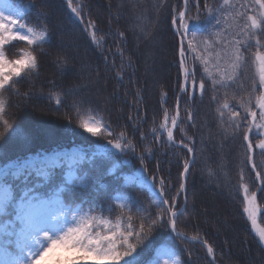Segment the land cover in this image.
I'll use <instances>...</instances> for the list:
<instances>
[{"label": "snow or ice", "instance_id": "snow-or-ice-1", "mask_svg": "<svg viewBox=\"0 0 264 264\" xmlns=\"http://www.w3.org/2000/svg\"><path fill=\"white\" fill-rule=\"evenodd\" d=\"M189 2L183 0V9L175 11L171 18L179 38L175 107L169 111L167 93H162L165 97L161 104L162 120L151 129L154 139L166 136L170 145L182 147L191 156L183 161L176 195L168 197L163 177L149 176L144 161L151 155L150 146L137 157L141 168L136 175L124 178L128 188L135 184L147 188L151 194L147 204L135 200L128 191L105 206L100 199L101 193L95 191L96 181L87 170L89 162H95L96 155L89 156L80 149L40 154L4 164L0 166V264H140V257L152 237L161 230L181 244L198 243L206 250L209 264H216V250L212 244L198 233L189 236L178 227L179 217L186 214L179 208L178 201L183 197L187 204V180L190 169L195 166L194 147L191 146L195 141L184 129H180L182 139L177 141L175 136L185 119L195 127L191 110L185 108L186 117L181 116L180 98L194 99L198 95L203 99L209 88L213 93L211 100L216 104L220 134L225 139L240 136L243 141L246 163L256 182L255 189H250L241 168L239 188L243 214L259 244L264 245V227L257 223L261 213L258 193H264V161L258 168L254 160L257 150L264 157V0H245V3L222 0L219 7L210 6L204 0L203 11L201 0H194V12L190 11ZM66 6L90 42L97 49L104 48L103 34L98 32L96 23L84 15L80 0H66ZM162 6L154 4L153 8L158 10ZM44 7L46 5L37 8L31 4L24 6L16 0H0V128L3 129L0 140L17 131L9 116L11 105L6 94L21 96L25 101L35 96L31 92L21 93L18 85L39 74L40 59L36 52L43 50L51 40L46 22L33 25L26 17V13L36 9L37 17L46 19ZM201 17H204L203 23ZM136 19L135 27L145 39L149 38L151 31L145 28L147 16L142 13ZM118 35L124 39L123 33ZM15 42L26 47L15 58H10V46ZM118 54L123 56V51L118 49ZM249 63L254 68L251 93L247 98L235 92L230 96V88L237 85L243 88L242 75ZM56 64L63 72L68 66L67 58L58 57ZM116 75L123 79L122 71H117ZM87 87L88 83H82L73 84L66 91L53 88L47 99L58 109L67 106L76 116L77 127L82 133L98 140L106 139L107 145L122 155L135 153V145L124 132L116 135L110 124L87 101L79 98L81 89ZM220 90H224V94L218 98ZM82 110L87 112L86 116ZM65 118L72 123L70 115L66 114ZM101 155H107L106 147ZM61 170L62 176L59 175ZM209 175L214 173L210 171ZM86 197L91 199L86 200ZM184 251L190 258L191 252ZM151 264L186 262L173 246L160 248Z\"/></svg>", "mask_w": 264, "mask_h": 264}, {"label": "trees", "instance_id": "trees-1", "mask_svg": "<svg viewBox=\"0 0 264 264\" xmlns=\"http://www.w3.org/2000/svg\"><path fill=\"white\" fill-rule=\"evenodd\" d=\"M16 2L24 6L36 5L37 8L46 5L42 9L47 13L46 19L38 18L36 9L26 13V17L33 25L46 22L51 40L43 50L36 52L40 59L39 74L18 85L21 93H35L33 99L25 101L21 96L6 94L11 105L9 116L17 131L0 140V166L40 154L80 149L89 156L96 155L95 162L90 161L87 170L95 179V191L101 193L100 199L105 206L117 195L123 196L128 191L135 200L147 204L151 196L147 188H141L139 184L128 188L124 178L136 175L141 168L137 157L150 146L151 155H147L144 161L149 176L163 177L168 197L176 195L183 161L191 156L182 147L170 145L166 136L158 134L159 139H154L151 129L162 120L161 104L165 101L162 93H167L166 106L170 112L176 103L179 38L171 18L175 11L183 9V0H80L84 15L91 18L98 32L103 34L102 49L90 42L68 10L66 0ZM207 2L219 7L222 0ZM239 2L245 3V0ZM203 3L201 0L202 11ZM154 4L163 6L157 10L153 8ZM189 9L195 11L194 0H190ZM142 13L148 18L145 28L151 31L147 39L135 27L138 23L136 17ZM203 21L204 17H201V23ZM118 33H123L124 39ZM25 47L23 43L15 42L10 46V58H15ZM118 49L123 51V56L118 54ZM58 57L67 58L68 66L63 72L57 67ZM117 71H122V80L117 78ZM253 78L254 68L249 63L242 75L243 88L239 85L230 88L229 95L235 92L247 98ZM82 83H88V87L81 89L79 98L87 101L116 135L124 132L135 145V153L122 155L108 146L106 139L98 140L82 133L77 127L76 116L67 106L58 109L47 99L53 88L66 91L71 85ZM223 94L224 90H220L218 98ZM212 95L209 88L203 99L198 95L194 99L181 96V116L186 117L185 108L191 110L195 127L185 119L175 136L177 141L182 139L180 129H184L195 141L191 145L195 166L190 169L187 180V204L183 197L178 201L179 208L183 210L185 206L183 211H186L179 217L178 227L189 236L198 233L212 244L216 250V264H264V245L259 244L243 214L239 188L241 168L250 189L256 187L254 173L246 163L240 136L225 139L220 134ZM66 114L71 116L72 123L65 118ZM82 114L86 116L87 112L82 110ZM105 147L107 155H101ZM254 160L258 168L264 161L258 150ZM210 171L214 175H209ZM59 175H63V170ZM258 204L261 213L257 223L264 227V193H258ZM173 246L186 264H209L210 258L201 245L173 241L164 230L154 234L140 257V264H151L160 248ZM184 249L191 252L190 258Z\"/></svg>", "mask_w": 264, "mask_h": 264}, {"label": "water", "instance_id": "water-1", "mask_svg": "<svg viewBox=\"0 0 264 264\" xmlns=\"http://www.w3.org/2000/svg\"><path fill=\"white\" fill-rule=\"evenodd\" d=\"M181 100V98H180ZM183 210H185V206L183 207ZM188 243H191V244H198V243H192V242H188Z\"/></svg>", "mask_w": 264, "mask_h": 264}]
</instances>
